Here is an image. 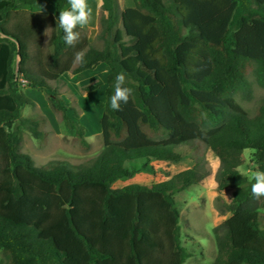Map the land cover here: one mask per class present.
Returning a JSON list of instances; mask_svg holds the SVG:
<instances>
[{"label":"trees","instance_id":"trees-1","mask_svg":"<svg viewBox=\"0 0 264 264\" xmlns=\"http://www.w3.org/2000/svg\"><path fill=\"white\" fill-rule=\"evenodd\" d=\"M102 1L97 48L87 28L77 29L75 46L65 43L57 18L67 0H0V264H185L192 255L176 197L210 175L202 147L220 159L218 189L235 190L232 216L215 229L213 264H264V197L252 196L239 170L250 150L264 171V100L253 116L238 100L254 99L251 74L264 88V0H134L124 10ZM17 3L30 10L15 11ZM45 6L53 11L33 10ZM80 50L86 62L74 64ZM100 65L110 69L99 104L102 151L79 165L36 166L21 150L22 134L45 143L46 117H22L35 102L21 83L44 93L89 150L79 113L70 115L53 84ZM121 72L133 94L114 111ZM181 147L199 155L192 168L162 183L113 188L155 162H180Z\"/></svg>","mask_w":264,"mask_h":264},{"label":"rangeland","instance_id":"rangeland-1","mask_svg":"<svg viewBox=\"0 0 264 264\" xmlns=\"http://www.w3.org/2000/svg\"><path fill=\"white\" fill-rule=\"evenodd\" d=\"M123 10L134 0H118ZM94 4L93 18L87 26L89 38L97 48L103 43L98 39L101 32V18L104 15L101 6L97 8V1L89 0ZM15 11L30 10L29 6L17 3ZM35 12H51L52 6L34 7ZM49 34L46 36L45 43ZM18 60L15 62L17 70ZM105 67L96 68L87 73L64 75L58 84H53L54 91L63 98L64 105L69 109L70 115L77 111L81 123L87 128V140L90 149H82L75 140V132L65 122L56 116L44 93L29 89L25 82L21 83V91L35 102V106H27L22 110V117L35 119L45 116L46 122L41 125L47 135L45 143L33 138L30 132L24 131L21 150L31 156L36 166H45L51 162H68L79 165L97 156L103 149L102 131L100 126L102 110L99 104L106 99L108 73ZM253 84L254 99L251 102L238 98L240 104L255 115L259 104L264 100V88L257 85L253 74L249 77ZM90 86H97L94 91H88ZM178 152L182 160L176 162H155L152 171H138L131 178L119 180L114 189H121L131 185H152L170 180L175 175L192 168L199 160V155L189 147H181ZM208 161L210 175L199 185L191 186L176 197L181 211L182 244L191 253L192 257L185 264H213L217 254V240L215 229L220 227L232 216L231 206L235 190L220 191L218 189L217 175L221 168L220 159L204 147L200 149ZM253 152L247 150L243 154L244 164L240 172L250 180V174L258 170V165L252 161ZM264 212V208L261 209ZM4 259L0 251V261Z\"/></svg>","mask_w":264,"mask_h":264},{"label":"clouds","instance_id":"clouds-1","mask_svg":"<svg viewBox=\"0 0 264 264\" xmlns=\"http://www.w3.org/2000/svg\"><path fill=\"white\" fill-rule=\"evenodd\" d=\"M68 7L59 11L57 18V28L64 32L63 39L69 46H75L79 41L81 33L77 29H84L92 21L93 9L89 4V0H67ZM101 0H97V8L100 6ZM50 28V27H49ZM45 30V35L49 30ZM85 51L80 50L74 54V64L85 63ZM126 85V74L118 73L115 77L114 94L110 97V107L114 111H121L122 104H127L133 94V89ZM250 180H254L251 184V194L259 200L264 197V171L254 170L250 174Z\"/></svg>","mask_w":264,"mask_h":264},{"label":"crops","instance_id":"crops-1","mask_svg":"<svg viewBox=\"0 0 264 264\" xmlns=\"http://www.w3.org/2000/svg\"><path fill=\"white\" fill-rule=\"evenodd\" d=\"M91 1H94V0H91ZM95 1H97V0H95ZM102 4H103V1L101 0V2H100V6L102 7ZM91 5V7L94 9V4H90ZM135 6V2H133V3H130V4H128L125 8H132V7H134ZM125 8H123V10L125 9ZM52 12V11H51ZM90 41L93 43V41H92V39L90 38ZM101 67H105V71L108 73V76H109V74H110V69H109V67L107 66V65H100L99 67H97V69L98 68H101ZM90 71H92V70H90ZM87 72H89V71H86V72H84V73H87ZM82 74V73H81Z\"/></svg>","mask_w":264,"mask_h":264},{"label":"built area","instance_id":"built-area-1","mask_svg":"<svg viewBox=\"0 0 264 264\" xmlns=\"http://www.w3.org/2000/svg\"><path fill=\"white\" fill-rule=\"evenodd\" d=\"M23 82H24V80H23Z\"/></svg>","mask_w":264,"mask_h":264}]
</instances>
